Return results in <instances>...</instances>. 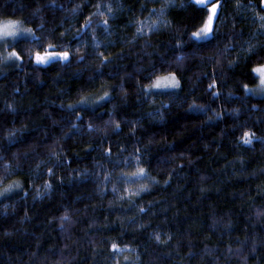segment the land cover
<instances>
[{
  "label": "trees",
  "instance_id": "16d2710c",
  "mask_svg": "<svg viewBox=\"0 0 264 264\" xmlns=\"http://www.w3.org/2000/svg\"><path fill=\"white\" fill-rule=\"evenodd\" d=\"M263 2L0 0V264H264Z\"/></svg>",
  "mask_w": 264,
  "mask_h": 264
},
{
  "label": "snow or ice",
  "instance_id": "6c2138e0",
  "mask_svg": "<svg viewBox=\"0 0 264 264\" xmlns=\"http://www.w3.org/2000/svg\"><path fill=\"white\" fill-rule=\"evenodd\" d=\"M194 3L208 9L207 19L204 22L203 26L198 31L192 33V36L194 38H196L198 40H204V39H207L209 34H211L213 31V20L217 16L218 0H217V2H213V0H194ZM262 19H264V17H262ZM105 23H107L106 20H105ZM27 31L30 32L31 30L29 29ZM22 35H23V32L20 29L18 22L9 20L8 22L0 23V40H4L5 42H7L8 38H12L13 40H16L19 37H21ZM53 47L54 46L51 44L48 45L49 49H51ZM68 55H69V53L67 51L55 52V51L45 50L43 53H41L39 51L35 52L34 53V59H35L36 63H38V64H45V63H48V62L56 59L57 57L60 59L66 60L68 58ZM12 57H15L16 59H21L19 53H17L14 48L11 52L8 53V56L5 57V59H10ZM252 72L255 74H258L259 80H260V85L262 86V90H264V64L254 66L252 68ZM165 79H167V78H165ZM168 83L174 84L175 82L173 80V81H168ZM153 86L154 87H160L159 81ZM245 87H247V86H245ZM105 95H107V94H105ZM117 127H119L118 124H117ZM244 137H248V138L243 139V143L250 144L251 143L250 134L248 132H245ZM139 174L140 175L144 174L143 168H141L139 170ZM157 239L159 240L158 236H157ZM113 247L115 248L116 245H113Z\"/></svg>",
  "mask_w": 264,
  "mask_h": 264
},
{
  "label": "rangeland",
  "instance_id": "374dc122",
  "mask_svg": "<svg viewBox=\"0 0 264 264\" xmlns=\"http://www.w3.org/2000/svg\"><path fill=\"white\" fill-rule=\"evenodd\" d=\"M194 1V0H193ZM263 6H264V2H263ZM215 20V19H214ZM214 20H213V24H214ZM19 25V24H18ZM20 29L22 30L23 32V35L21 37H19L18 39L20 38H27L28 34H27V31H25L20 25H19ZM155 26L154 25H146L145 27H142V30L144 32H148L149 30L153 29ZM211 34H209V36L207 38L210 37ZM194 38V37H193ZM196 39V38H194ZM198 40V39H196ZM9 41H13L12 38H8L7 39V42H5L4 40H0V55H3V58L5 59V57L8 56V52L5 50V47H6V44L9 42ZM14 57L10 58V59H5L6 62H11L13 61ZM255 77L257 79V84L254 86V87H251V88H246V93L248 94H251V95H254V96H257V97H260V98H264V90H262V86L260 85V80H259V76L258 74H255ZM167 78V79H165ZM174 80V84H169L168 81H173ZM159 81L160 83V87H152V91H171L173 89H175V87L177 86V81L175 78L171 77V76H167V77H163L159 80L156 81V83ZM155 83V84H156ZM154 84V85H155Z\"/></svg>",
  "mask_w": 264,
  "mask_h": 264
}]
</instances>
